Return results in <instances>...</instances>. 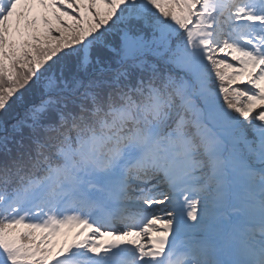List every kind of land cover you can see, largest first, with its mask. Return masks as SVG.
Masks as SVG:
<instances>
[{
	"label": "snow or ice",
	"instance_id": "1",
	"mask_svg": "<svg viewBox=\"0 0 264 264\" xmlns=\"http://www.w3.org/2000/svg\"><path fill=\"white\" fill-rule=\"evenodd\" d=\"M0 264H264V0H0Z\"/></svg>",
	"mask_w": 264,
	"mask_h": 264
},
{
	"label": "rangeland",
	"instance_id": "2",
	"mask_svg": "<svg viewBox=\"0 0 264 264\" xmlns=\"http://www.w3.org/2000/svg\"><path fill=\"white\" fill-rule=\"evenodd\" d=\"M71 231L72 229L70 231L68 229H65L63 233L56 238L57 247L65 244L66 242L70 243L76 238V232L78 231V229H76L73 234L71 233Z\"/></svg>",
	"mask_w": 264,
	"mask_h": 264
},
{
	"label": "bare ground",
	"instance_id": "3",
	"mask_svg": "<svg viewBox=\"0 0 264 264\" xmlns=\"http://www.w3.org/2000/svg\"><path fill=\"white\" fill-rule=\"evenodd\" d=\"M71 233L73 234V233H74V231H71Z\"/></svg>",
	"mask_w": 264,
	"mask_h": 264
}]
</instances>
